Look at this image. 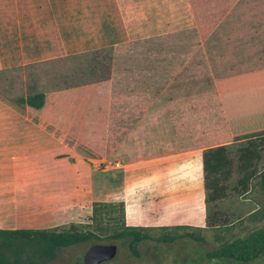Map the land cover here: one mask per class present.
<instances>
[{"label": "rangeland", "instance_id": "rangeland-1", "mask_svg": "<svg viewBox=\"0 0 264 264\" xmlns=\"http://www.w3.org/2000/svg\"><path fill=\"white\" fill-rule=\"evenodd\" d=\"M244 1L232 10L233 20L221 23L206 40H201L199 33L196 38L181 33L104 48L99 57L103 59L100 70L94 66L91 54L0 70V94L8 100L39 91L51 95L46 105L33 110L34 116H31L39 122L37 117L43 116L56 121L57 129H51L69 138V147L83 159L80 167L87 181L98 189L97 193L92 187L84 192L83 203L87 205L82 214L57 225L58 228L76 223L88 229L92 212L88 214L87 210L94 201L123 200L127 193L136 190L141 191V198L148 205L153 201L149 192L157 189L154 197L161 203L170 192L167 175L184 169L177 161L179 152L229 138L218 111V98L206 94H212L208 89L213 76L264 69V25L240 22ZM73 85L77 88L69 96L68 87ZM64 90L67 92H60ZM158 105L163 107L162 113L157 110ZM93 109L98 110L97 116L91 115ZM81 113L82 119L78 118L83 116ZM159 120L167 122L169 127H157ZM175 121L179 140L175 145L180 150L173 152L176 154L173 161L160 158L153 162L157 166L149 167L145 160L150 159L152 151L164 154L167 149L165 143L156 140L155 133L164 129L173 132ZM167 141L171 149L174 139ZM111 143L115 147L109 148ZM241 145L232 147L231 151L235 153ZM151 179L155 181L150 189ZM236 179L237 175L230 183V195L220 205L230 214L227 226L205 227L209 208L204 191L184 195L177 184L174 192L180 201L167 212L166 219H154L155 215L147 212L140 215L167 225L166 230L160 227L149 230L154 235L172 232L180 224L186 226L176 228L177 231L199 233L203 240L190 237L172 242L143 240L137 246L139 254L136 255L129 243L108 239L106 236L112 231H106L94 242L59 248L55 259L47 264H76L77 256L96 243L118 246L117 256L105 264H264V252L250 262L208 255L223 242L243 239L264 227V190L260 179H255L243 195L232 189ZM146 191L148 195L144 197ZM149 210L159 211L158 208Z\"/></svg>", "mask_w": 264, "mask_h": 264}, {"label": "crops", "instance_id": "crops-1", "mask_svg": "<svg viewBox=\"0 0 264 264\" xmlns=\"http://www.w3.org/2000/svg\"><path fill=\"white\" fill-rule=\"evenodd\" d=\"M181 33L198 35L189 0H0V70ZM209 86L212 94L206 95L218 98L231 148L242 144L233 135H264V69L213 76ZM157 110L162 113L163 107ZM172 124L173 132L155 133L167 149L164 154L152 149L145 160L149 167L157 166L153 162L160 158L173 161V152L180 150L175 145L176 121ZM156 126L169 124L159 120ZM170 138L171 149L165 142ZM201 152L198 148L178 153L180 159L195 157V193L201 192ZM82 160L69 147L67 136L0 96V229L49 228L79 218L87 205L84 192L91 187L98 192L87 181ZM129 196L122 198L127 205ZM131 219L129 223L154 224Z\"/></svg>", "mask_w": 264, "mask_h": 264}, {"label": "trees", "instance_id": "trees-1", "mask_svg": "<svg viewBox=\"0 0 264 264\" xmlns=\"http://www.w3.org/2000/svg\"><path fill=\"white\" fill-rule=\"evenodd\" d=\"M241 0H189L192 13L196 20L198 33L201 40L209 38L215 28L231 18V12L238 2ZM244 12L240 15L241 23H253L264 25V0H245L242 4ZM113 48V47H111ZM102 49H96L91 52L80 54L94 55L93 64L97 70H100L103 59H100ZM106 49V48H105ZM79 54V55H80ZM31 65V64H30ZM24 65L22 67H26ZM88 84V88H89ZM69 96L76 86L68 87ZM87 88V89H88ZM66 90V89H65ZM60 91L62 93L67 91ZM0 96L4 97L0 94ZM51 95L39 91L28 93L26 96H20L11 100L15 104L24 106L26 110L33 115V110L42 109ZM98 111V110H97ZM96 109L91 110V115L97 116ZM96 112V113H95ZM82 114V113H81ZM78 115L82 119L84 114ZM35 118V117H34ZM42 123L48 125L52 129H57L54 119L43 116L37 117ZM238 142H245L235 153L231 151V147L226 140L216 139L214 142L197 145L193 148L183 151L202 148L200 153L199 179H201V192L205 193V204L209 208L208 215L205 219V227L220 228L228 225L230 214L221 209V202L229 195L230 183L237 175L236 183L232 189L243 195L249 191L255 179L259 178V184L264 190V135L261 136H245L238 138L233 135ZM115 143H111L109 148H113ZM117 144V143H116ZM115 147V146H114ZM180 159V158H178ZM184 169H180L177 173L173 171L167 175L170 185L169 194L160 202H155V190L152 189L151 198L153 201L146 205L141 198V191L137 193H129L128 205L125 200L107 201L97 200L92 205V223L88 229H82L76 223H71L67 228L49 227V228H20V229H0V264H47L55 259L59 248L69 247L78 243L94 242L100 239V234L106 231H112L107 235L108 239H122L129 243L130 249L139 254L138 244L143 240L155 239L159 242H172L178 238L190 237L195 240H203L198 233L190 231L179 232L177 229H184L186 225H176L172 232H163L160 235H154L149 230L160 227L166 230L167 225H156V221H161L167 212H171L178 205L179 196L175 194L174 185L177 184L182 193H195L194 180L196 176L193 171L196 168V160L194 156L185 157V159L177 160ZM188 162L191 167L188 169ZM154 185L150 184V189ZM147 190V189H146ZM154 190V191H153ZM144 197L148 195V191L144 192ZM132 196V197H131ZM173 202L167 204V201ZM176 201V202H174ZM163 205V209H162ZM147 208L156 210L147 211ZM155 215L152 220L140 216L142 213ZM138 222H151L154 224H133L128 223L127 219ZM146 220V221H144ZM91 226L94 227L91 228ZM177 228V229H176ZM264 252V227L251 232L243 239H235L233 241L223 242L220 246L208 253L212 257H225L243 262H250Z\"/></svg>", "mask_w": 264, "mask_h": 264}, {"label": "water", "instance_id": "water-1", "mask_svg": "<svg viewBox=\"0 0 264 264\" xmlns=\"http://www.w3.org/2000/svg\"><path fill=\"white\" fill-rule=\"evenodd\" d=\"M118 253V246L110 244H92L85 248L76 258V264H101L113 259Z\"/></svg>", "mask_w": 264, "mask_h": 264}, {"label": "flooded vegetation", "instance_id": "flooded-vegetation-1", "mask_svg": "<svg viewBox=\"0 0 264 264\" xmlns=\"http://www.w3.org/2000/svg\"><path fill=\"white\" fill-rule=\"evenodd\" d=\"M116 256H117V255H116ZM116 256H115V257H116ZM115 257H114V258H115ZM114 258H113V259H114ZM113 259H111V260H107V261H104V262H102L101 264L108 263V262L112 261Z\"/></svg>", "mask_w": 264, "mask_h": 264}]
</instances>
